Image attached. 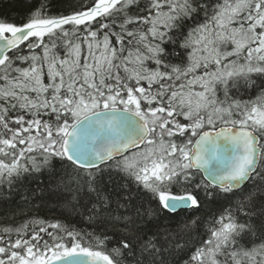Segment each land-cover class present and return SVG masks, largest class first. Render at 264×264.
Here are the masks:
<instances>
[{
  "label": "snow or ice",
  "instance_id": "1",
  "mask_svg": "<svg viewBox=\"0 0 264 264\" xmlns=\"http://www.w3.org/2000/svg\"><path fill=\"white\" fill-rule=\"evenodd\" d=\"M45 172L92 230L33 217L0 264H264V0L0 19V186Z\"/></svg>",
  "mask_w": 264,
  "mask_h": 264
},
{
  "label": "trees",
  "instance_id": "2",
  "mask_svg": "<svg viewBox=\"0 0 264 264\" xmlns=\"http://www.w3.org/2000/svg\"><path fill=\"white\" fill-rule=\"evenodd\" d=\"M44 2L49 4V14L57 15L60 13L68 14L81 0H44ZM40 3L41 0H0V19L19 24L35 11ZM39 179L44 182L39 188L35 180H30L23 186L12 190L0 186V234L3 233L4 228L19 227L33 217H41L50 221L59 219L65 223L73 224L77 228L92 230L84 217L73 211L72 205L68 203L71 200L70 194H50L48 189L55 191L54 176H49L45 172ZM174 191L177 190L174 189ZM227 203L228 200L223 199L206 202L198 212L181 209L175 213H170L165 210L161 219L168 217L171 220L170 227L178 231L177 225L182 222V218L198 215L202 220H206L213 213L222 211ZM202 230L203 228H201ZM12 235L15 237L14 232Z\"/></svg>",
  "mask_w": 264,
  "mask_h": 264
},
{
  "label": "water",
  "instance_id": "3",
  "mask_svg": "<svg viewBox=\"0 0 264 264\" xmlns=\"http://www.w3.org/2000/svg\"><path fill=\"white\" fill-rule=\"evenodd\" d=\"M178 210H181V209H178ZM178 210H177V211H178Z\"/></svg>",
  "mask_w": 264,
  "mask_h": 264
},
{
  "label": "flooded vegetation",
  "instance_id": "4",
  "mask_svg": "<svg viewBox=\"0 0 264 264\" xmlns=\"http://www.w3.org/2000/svg\"><path fill=\"white\" fill-rule=\"evenodd\" d=\"M177 212V211H176Z\"/></svg>",
  "mask_w": 264,
  "mask_h": 264
}]
</instances>
